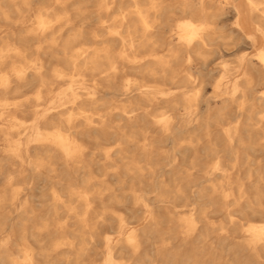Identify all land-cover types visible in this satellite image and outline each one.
<instances>
[{
    "label": "bare ground",
    "instance_id": "bare-ground-1",
    "mask_svg": "<svg viewBox=\"0 0 264 264\" xmlns=\"http://www.w3.org/2000/svg\"><path fill=\"white\" fill-rule=\"evenodd\" d=\"M12 14L23 18L12 32L0 26V34L12 37L0 50V149L17 167L7 173L0 169V221L17 220L40 238L37 245L48 243L14 250L10 236L0 235V264H128L120 257H139L136 222L99 209L107 202L106 191L132 192V210L151 223L150 202L168 203L166 193L181 197L186 182L201 196L220 191L227 201L233 198L228 211L233 225L234 213L264 214L241 190L238 195L229 191L235 174L223 163L230 160L235 169L244 156L264 155V148H248L243 139L253 132L264 136V97L255 91L264 89V0H0V19L10 22ZM73 15L84 18L76 22ZM231 18L226 33L219 24ZM224 49L241 54L233 70L215 64ZM209 85L214 97L207 98ZM216 98L219 108L212 103ZM229 111L236 122L224 128L217 119ZM212 128L222 135L223 149ZM156 134L174 146L170 154L155 147ZM179 155L190 156L189 164H182ZM200 160L208 163L198 169ZM14 174L53 181L57 189L47 209H35L24 190L14 189ZM133 181L139 189L127 187ZM6 188L12 190L10 197L3 193ZM189 214L180 219L173 243H162L166 253L176 249L178 254L175 260L170 255L169 264L188 262L189 250L204 264L200 218L196 209ZM243 240L248 253L260 258L264 225L251 224ZM92 254L102 261L88 263ZM145 260L157 264L149 256Z\"/></svg>",
    "mask_w": 264,
    "mask_h": 264
},
{
    "label": "rangeland",
    "instance_id": "rangeland-1",
    "mask_svg": "<svg viewBox=\"0 0 264 264\" xmlns=\"http://www.w3.org/2000/svg\"><path fill=\"white\" fill-rule=\"evenodd\" d=\"M58 13L63 14L62 11H59ZM12 15H14L15 17L11 16L10 22L5 23V21L2 20V18L0 19V20H2V21H0V26H2V28H1L2 30L8 29L9 32H12V30L16 29L15 25L16 26L19 25L20 21H22L23 17L19 16L20 17L19 18L18 15H15V14H12ZM25 15L28 16V14H25ZM76 16L77 15H73V20L76 22H79V21H81V19L84 18L83 16H77V17ZM83 22L87 23L88 21L83 20ZM233 23H234V19H232V18L229 19L225 23L220 22V24H219V22H218L219 27L223 28L226 31V33H228V29L231 28ZM225 26H227V28ZM6 36L7 35L0 34V38H1L0 39V47H1L0 50L4 48L5 42H7L8 40H10L12 38L11 35H9L8 38ZM26 55H27V58H29L28 59L29 61L33 59V57L30 55V53H26ZM240 55L241 54H238L236 49H230V50L224 49L222 51V53L218 54L217 56L215 55V57L217 59H219V60H217V62L215 64H218L219 67H222L221 63H225L229 66L230 69L233 70L234 67H236V65H237V61H238L237 59L239 58ZM224 60H226V61H224ZM227 62H229V63H227ZM194 68L195 69L193 70V72L198 74V69H196L198 67L194 66ZM211 69H212V66H210L207 70L205 69V70L201 71V73L202 74L204 73L203 75H206V74H208V70H211ZM220 69H221V71L219 73H217L214 76V79L212 80L214 84L220 79V76L223 73L222 68H220ZM194 86L195 85H192L191 86L192 89L191 88L190 89L193 90ZM210 88H211V90H210ZM212 88H214V87L209 85L206 87V89H204V93L206 94L207 98H210V96L214 97V95H213L214 89H212ZM257 88H255L256 96L264 97V89L262 87H259V86H257ZM210 94H212V95H210ZM0 96H1V94H0ZM218 100H219V98H216L212 102L213 105L217 108H219V106L221 105V100H219V101ZM182 112L184 113V110ZM246 119H248L247 116L245 117V119L242 118L241 120L247 121ZM256 119H257V117L254 119V121H253L254 123L256 122ZM217 120L219 123H221L224 126V128L229 126L228 123L234 124L236 122L233 111H229L226 116H224L223 118L222 117L218 118ZM258 127L259 126H256L255 129ZM212 131H213V134H215L213 136L215 137L214 139L216 140V142L218 144V148L223 149L225 146H227L226 144L223 143V140L221 137L222 135L219 136V134H218L219 132H216L217 131L216 129L212 128ZM246 135L247 134H244V136H246ZM0 138H2V133H0ZM15 138L17 139V137H15ZM243 139H244V146H247L248 148L254 147L255 150H261L264 148V146H262V144L264 145V136L257 135L253 132L250 135H247V137H244ZM154 140L157 142V143H155V147H157V149L160 148L159 149L160 152H163V154H165V155H168L172 152L174 146L171 143L163 142V140L161 139V137L158 134L155 135ZM257 140H259V141H257ZM186 141L188 142V140H186ZM186 141H185V143H186ZM220 142H222V144ZM89 146L92 147V145H89ZM220 146H222V147H220ZM177 147H179V146H177ZM250 150L248 149L246 151L250 152ZM252 155H254L253 156L254 158L252 156H250L249 158L244 156V158L241 159L242 162L240 160V162L235 167V169H233L234 162H231L230 160H228L229 162L227 160L223 161L224 165L229 163L226 165V167L229 166L227 168H230L231 172L235 174L233 181H232L231 189L229 191L234 195H238L239 192L242 191V193L245 194V197L253 202L254 208L259 207V208L264 209V200H263L264 199V180H263L264 179V155H262L260 153H252ZM179 158H180V160H181L180 162H182V164L185 163L184 165H188L189 160H191L190 156L185 157L184 155H179ZM185 160H187V161L185 162ZM16 162L17 161L15 159L5 158L4 154L1 152V149H0V169H2L3 171H5L7 173L13 168L16 169L17 166L13 167V165H15ZM207 163H208V160L198 161V165H200V166H198V169L203 168L205 166V164H207ZM202 164H204V165H202ZM240 164L243 166H240ZM242 167L244 170L241 171ZM246 168L249 170L247 171ZM245 172H247V174H245ZM13 176L15 178L14 189L24 190V192L27 193L31 197L30 198V201H31L30 205L31 206H33L35 209L38 208L37 210L47 209V208H45V206H47L51 201V199H50L51 193L57 189V186L53 183V181L50 178L30 177L28 174H26L24 177H21L18 174H14ZM247 176H248V179H247ZM36 179L40 180V181L38 180L39 183L37 182ZM100 179H102V178H100ZM217 181L215 182V184L220 186L222 183V179H217ZM190 184L191 183L188 184V182L183 184V187H184V193L183 194L184 195H181V197H175L173 195L170 196V194L166 193V199L165 200L168 203H165V204L160 203V204L153 205L154 202L151 201L153 204L150 202L151 209L154 212L155 223H151V221H149V219H146L145 214L142 215V213H140L136 210H134V211L132 210V208L134 207V202H133L134 199L132 197V192H130L129 190L123 191V192L120 191L119 193L118 192L117 193H115V192L110 193V191L104 192V196H105V199L107 202H105L104 204L98 205L99 209L103 210L104 212H107L108 216H110L111 218H113L115 215H122L129 221V223L134 224V222H136L134 225L137 228L139 227L138 228L139 229V235H140V239L142 241L141 255L139 257H136V256H133V255L128 253V254H126V256H124V258L120 257L122 259V261H127L128 264H132L134 261L137 262V260H139V264H144V263H146L145 259H148V256L150 259H153L157 264H169L171 257L175 260L176 256H178V254L175 251L176 249H174L171 252V254L166 253L165 249L162 247V243L165 245H168V246L171 245L174 241L173 239H175V237L178 234V231L180 230V227H181L180 219L189 218L190 217L189 211L192 209H196L197 210V217H198V219L200 218L201 233L204 236V241L206 242V247H207L206 253L204 254V264H211V263L212 264H264V250L260 253V255H261L260 258H257L255 256L251 255L250 253H248V251L246 250L244 240H243V232L251 224L264 225V214H262V213H255V214L247 213L246 216L245 215L242 216L238 213H234V218L236 220L237 225H233L230 223L229 214H228V211L229 210L232 211L234 208V206L231 204V202H229V201L233 200V198H230L227 201V199H225L223 197V195L220 191L212 192V193H211V191H208V192L206 191V193L203 196H201L200 194L197 193V191H198L197 187L196 188L194 187L195 189L194 188L190 189L192 187V186L190 187ZM110 185L112 186V188L116 187L115 182H111ZM132 185H134L137 189H139L138 182H136V181L130 182V183H128L127 187L130 189V187ZM207 185L210 186L209 183L205 184V186H207ZM238 186H239V188H238ZM240 186H242V188H240ZM2 187L3 186H1V183H0V189ZM187 188H189V189H187ZM3 193L10 197L12 195V190H10L9 188H6ZM106 193H107V195H106ZM154 195H148L146 197H153ZM215 195H216V198H215ZM32 196H34V197H32ZM211 196H213L212 199H211ZM204 197H206V198H204ZM115 199L120 201L122 204H117V202H110L109 201V200H115ZM204 199H206V201ZM210 202L213 203L214 205L211 204ZM7 203L10 204L11 202L8 201ZM201 203H203V204H201ZM163 205H164V207L161 208ZM201 205H203V206H201ZM139 213L142 215L141 217H140ZM173 214H175V215H173ZM211 215H212V217H211ZM203 219H205V221H202ZM247 221H249V222L246 225ZM176 224H178V225L176 226ZM244 224H245V226H243ZM173 225H175L176 227ZM141 229H143V230H141ZM114 231L115 230L114 229L112 230V228H109V230H108L109 233H113ZM32 232L33 231L31 228H28L27 230H25V227L22 226L20 224V222L17 220L14 222H9V221L6 222L5 220L0 221V235L10 236L11 239H9V243H10L11 247L14 248V250H17L20 247L19 245H22L25 243H27L33 247L36 246L38 248H40V246L47 245V243H48V242H46V241H48L47 239L43 240L40 245H37V241H39L40 238L32 237L31 236ZM219 232H220V234H219ZM24 234H28L29 236L26 237ZM28 237H31L32 239L31 238L29 239ZM151 238H153V241ZM234 238H237L236 241H238L240 243L236 244V241L234 240ZM20 240H21V242H20ZM31 240H32V242H30ZM76 241L79 242L80 240L76 239ZM169 242H171V244ZM150 243L151 244L154 243V244L151 245ZM228 245H229V247H228ZM150 246H152V247H150ZM210 246L212 247V253L209 252ZM208 248H209V250H208ZM224 248H226V249H224ZM187 253H185V254L190 257V260L188 262H186L185 264H200L201 257L200 258L196 257L194 251L189 250ZM56 255H58V254H51L50 253L49 257L50 258H57ZM170 255H171V257H170ZM238 255H240V256H238ZM151 256L152 257L154 256V257L152 258ZM156 256H157V258H156ZM101 259H102V256L92 254L88 258V263L90 261H93V260L96 261L97 263H100L102 261ZM141 261L144 263H142ZM232 262H234V263H232ZM174 264H178V263H174Z\"/></svg>",
    "mask_w": 264,
    "mask_h": 264
}]
</instances>
